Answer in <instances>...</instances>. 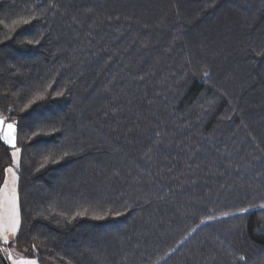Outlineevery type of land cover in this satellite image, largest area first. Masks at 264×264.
Returning a JSON list of instances; mask_svg holds the SVG:
<instances>
[{
    "label": "trees",
    "instance_id": "16d2710c",
    "mask_svg": "<svg viewBox=\"0 0 264 264\" xmlns=\"http://www.w3.org/2000/svg\"><path fill=\"white\" fill-rule=\"evenodd\" d=\"M0 113L22 256L264 264V0H0Z\"/></svg>",
    "mask_w": 264,
    "mask_h": 264
},
{
    "label": "rangeland",
    "instance_id": "374dc122",
    "mask_svg": "<svg viewBox=\"0 0 264 264\" xmlns=\"http://www.w3.org/2000/svg\"><path fill=\"white\" fill-rule=\"evenodd\" d=\"M0 121H3V124H0V138L11 147L13 159L12 165L5 170L3 182L0 185V243L10 264H29V262L38 264L36 260L22 256L12 247V242L19 231L21 223L17 194L21 151L15 147V131L12 142L4 138L7 133V125L12 123L8 122L1 113Z\"/></svg>",
    "mask_w": 264,
    "mask_h": 264
},
{
    "label": "snow or ice",
    "instance_id": "6c2138e0",
    "mask_svg": "<svg viewBox=\"0 0 264 264\" xmlns=\"http://www.w3.org/2000/svg\"><path fill=\"white\" fill-rule=\"evenodd\" d=\"M0 124H3V121H0ZM14 131H15L14 125L8 124L7 133L4 138L8 140L9 142H12V140H14V135H13ZM29 264H31V262H29Z\"/></svg>",
    "mask_w": 264,
    "mask_h": 264
},
{
    "label": "water",
    "instance_id": "95a60500",
    "mask_svg": "<svg viewBox=\"0 0 264 264\" xmlns=\"http://www.w3.org/2000/svg\"><path fill=\"white\" fill-rule=\"evenodd\" d=\"M0 263L1 264H10L8 258L5 255V252L2 248L1 243H0Z\"/></svg>",
    "mask_w": 264,
    "mask_h": 264
}]
</instances>
